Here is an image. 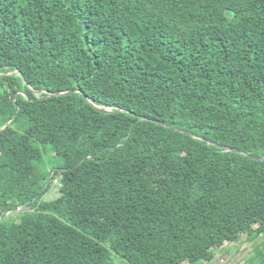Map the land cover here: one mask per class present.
Segmentation results:
<instances>
[{
    "label": "trees",
    "instance_id": "1",
    "mask_svg": "<svg viewBox=\"0 0 264 264\" xmlns=\"http://www.w3.org/2000/svg\"><path fill=\"white\" fill-rule=\"evenodd\" d=\"M251 156L264 0H0V264H264Z\"/></svg>",
    "mask_w": 264,
    "mask_h": 264
},
{
    "label": "rangeland",
    "instance_id": "2",
    "mask_svg": "<svg viewBox=\"0 0 264 264\" xmlns=\"http://www.w3.org/2000/svg\"><path fill=\"white\" fill-rule=\"evenodd\" d=\"M19 129H23V124L19 125ZM43 154V162L47 165V169H52L57 161L55 155L51 152L44 151V148H40ZM59 195V180L55 179L51 185L49 192L45 195L44 199L52 200ZM25 208H20L14 214L25 211ZM260 239L251 240L247 236H242L239 242L227 244L220 251H215V258L211 264H252L257 259V253L254 250ZM117 264H124L123 261L117 260Z\"/></svg>",
    "mask_w": 264,
    "mask_h": 264
},
{
    "label": "water",
    "instance_id": "3",
    "mask_svg": "<svg viewBox=\"0 0 264 264\" xmlns=\"http://www.w3.org/2000/svg\"><path fill=\"white\" fill-rule=\"evenodd\" d=\"M103 112H105V113H111V110H103ZM9 123H7V125H8ZM6 125V126H7ZM231 151V150H230ZM253 159H255V160H258V161H263L264 162V158H257V157H253V156H251Z\"/></svg>",
    "mask_w": 264,
    "mask_h": 264
}]
</instances>
